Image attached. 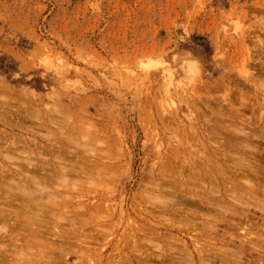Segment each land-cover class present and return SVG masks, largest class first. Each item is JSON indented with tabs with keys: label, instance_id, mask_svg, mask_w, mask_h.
<instances>
[{
	"label": "rangeland",
	"instance_id": "374dc122",
	"mask_svg": "<svg viewBox=\"0 0 264 264\" xmlns=\"http://www.w3.org/2000/svg\"><path fill=\"white\" fill-rule=\"evenodd\" d=\"M147 57L166 60L171 81L165 69L141 70ZM190 59L199 63L194 83L183 66ZM9 143L15 151H2ZM0 152L14 188L0 187V217L11 221L22 202L16 185L39 173L53 180L45 193L55 194L42 195V210L62 208L58 230H78L66 241L42 240L47 254L37 262L34 247L21 260L16 247L27 234H7L24 220L4 229L0 219V264H154L138 258L157 245L174 254L189 239L261 264L264 239L251 250L242 237L249 225L264 232L256 208L264 206V0H0ZM219 166V188L194 182L198 201L206 187L230 209L216 222L219 236L202 215L190 222L161 212L154 199L160 187L172 192L173 174L193 182ZM215 213L210 221L221 219ZM223 238L234 243L227 248Z\"/></svg>",
	"mask_w": 264,
	"mask_h": 264
},
{
	"label": "bare ground",
	"instance_id": "6f19581e",
	"mask_svg": "<svg viewBox=\"0 0 264 264\" xmlns=\"http://www.w3.org/2000/svg\"><path fill=\"white\" fill-rule=\"evenodd\" d=\"M2 104V103H1ZM28 115V114H27ZM33 117L34 118H37L38 119V116L37 115H33ZM7 121V120H6ZM5 123H7V122H5ZM6 125V124H5ZM239 131H242V130H239ZM243 132V131H242ZM241 133V132H240ZM244 134H245V132H244ZM236 135H238V134H236ZM235 135V136H236ZM240 136V135H239ZM242 136H245V135H242ZM248 136V135H247ZM249 136H250V134H249ZM232 137V136H231ZM237 137V136H236ZM246 138V137H245ZM238 139H239V137H238ZM242 139V138H241ZM8 140V139H7ZM248 140V139H247ZM239 141H241V140H239ZM243 142V141H242ZM9 145L10 146H8V147H6L5 146V148L2 150V151H8V149L9 148H11L12 150H14L15 151V148H13V144H11V143H9ZM16 145V144H15ZM229 145V144H228ZM240 145V144H239ZM17 146V145H16ZM230 146V145H229ZM231 147V146H230ZM236 147H238V146H236ZM241 148H242V146H241ZM245 148V147H244ZM230 149V148H229ZM242 150V149H241ZM234 151V150H233ZM12 152V151H11ZM240 152H242V151H240ZM1 153V152H0ZM29 161V160H28ZM227 161H229V160H227ZM30 162V161H29ZM239 162V161H238ZM40 163V162H39ZM43 163V162H42ZM241 163V162H240ZM29 164V163H28ZM44 164V163H43ZM242 164V163H241ZM31 165V164H30ZM29 165V166H30ZM40 165H42V164H40ZM26 166H27V164H26ZM34 166V165H33ZM51 167V166H50ZM226 167V166H225ZM1 168V167H0ZM32 168V167H31ZM36 168H38L37 166H36ZM35 168V169H36ZM2 169H3V167H2ZM44 169V168H43ZM51 169V168H50ZM25 170H27V172H31L32 174H33V172H35V170L32 172V171H29V168L27 167V168H25ZM24 170V171H25ZM32 170V169H31ZM46 170V169H45ZM44 170V171H45ZM48 170V169H47ZM53 170V169H52ZM241 170V169H240ZM38 171V170H37ZM41 171H42V169H41ZM40 171V172H41ZM63 171V170H62ZM243 171V170H242ZM43 172V171H42ZM46 172V171H45ZM44 172V173H45ZM53 172L55 173V171L53 170ZM59 172V170L58 171H56V173H58ZM64 172H65V170H64ZM63 172V174L62 175H64L65 173ZM3 173L4 172H0V187H2V188H7V189H4V190H9V191H13L14 190V188L13 187H11L12 189L10 190V187H9V183H8V181H9V178H8V181L5 179V177H2V175H3ZM26 173V172H25ZM36 173V172H35ZM48 173H49V171H48ZM47 173V174H48ZM59 173H61V172H59ZM202 173V172H201ZM5 174V173H4ZM21 174V172H18V173H12V180L14 181V177L15 176H19ZM39 174V173H38ZM37 174V175H38ZM46 174V173H45ZM52 174V176L54 175L53 173H51ZM221 174V171H220V166L219 167H217L216 169H215V171H210L209 173H202V175H198L196 178H193V177H191V179H189V180H192L193 182H191V181H189L188 182V180L187 181H185V179L182 177V176H179V174H173V179H174V183H173V185L174 186H171V187H169V190H171L172 192L171 193H165V192H163L162 190V188L160 187V190H158V195L155 197V201L157 202V203H159V204H161L162 206H161V208H159V209H161V212L163 213V214H169V213H175L174 215H177L176 213H177V211H178V219L179 220H181V218H183V221L185 220V219H189L190 220V222H191V220H192V217L194 216V215H202V216H204V217H206L205 219H204V224H203V226L204 227H206L207 229H210L211 231L212 230H218L217 232H216V234H218V236H219V234L220 233H218L219 232V230H221V229H217V227H216V222H218V221H223L225 218H226V212L227 211H229L230 209H228V207H226V206H221L220 205V203L217 201V199H213V198H211V196H209L208 195V193H211V191L210 192H206V187H204V189H202V191H203V193H202V197L200 198V201H198V194H196L195 193V190H196V188H195V184H194V182H197V181H201L202 183H204L205 182V184L206 183H212L213 182V180L214 179H216V180H218V175H220ZM35 175V174H34ZM32 176V177H23L22 179H21V185H19V184H17L16 185V191H19V195H20V199L22 200V202L20 201V203H21V206H19V210L16 212L15 210V212L16 213H14V212H12V211H9V213L7 214L8 216H10V215H12L13 214V216L14 217H21L24 221H22V222H24L23 224H18L17 223V226H14V225H16V224H13V226L12 225H9L8 223H10L11 221H12V218L14 219V217H11L10 218V222H7V217H6V219L5 218H3V217H5V216H3L2 218L0 217V219L3 221V222H5V223H3L4 224V226H3V224H2V227L4 228L7 224L10 226V235H8L7 234V238H11L12 237V235H13V233H16V235H22L23 236V233H26L27 234V236H25L24 238H25V240L23 241L24 243L22 244V245H20V246H18V247H16L18 250L16 251V254L21 258V260H22V258L23 257H25L26 255H28L27 253H28V251L29 250H32V247H34V248H38L37 249V251H36V255H33V258H35L33 261H36L37 259H41V258H44L45 257V255L47 254V252H46V248L43 246V244L41 243V241L42 240H44V241H46V240H48V241H53L54 242V239L55 240H59V241H66L65 239H69V238H67L68 236H67V234H68V231H73V230H75V228L74 227H72V229L71 230H67V231H64V230H58V228L60 227V225H59V220H61V219H63L61 216H63L64 214H61V215H59L58 213L61 211V209L62 208H60V209H58L56 212H55V214H54V212H52L53 210H51V211H44V210H42V208H43V206H42V202L41 201H43L44 200V198H43V194H46V196H50V197H48V198H50V199H52V196L53 197H55L54 195V193H48V195H47V193H45V190L49 187L48 186V184L46 183V181H48V183H50L51 181H53L52 180V178H51V181L49 182V180H47V178H46V176H44V174H42L40 177H38V176ZM236 175H237V173H236ZM25 176V175H24ZM48 176V178L50 177L49 175H47ZM55 176V175H54ZM53 176V177H54ZM58 177V176H57ZM221 177V176H220ZM241 177V176H240ZM248 177V176H247ZM63 178V177H62ZM232 178H233V175H232ZM163 179H164V177H163ZM187 179V178H186ZM220 179V178H219ZM222 179V178H221ZM20 180V179H19ZM66 180V179H65ZM64 180V181H65ZM195 180V181H194ZM8 184H7V183ZM168 182V181H167ZM219 182H221V181H219ZM166 183V182H165ZM169 183V182H168ZM222 183V182H221ZM227 183V182H226ZM7 184V185H6ZM201 184V183H200ZM215 185L216 183H215V181L212 183V185ZM223 184H224V182H223ZM25 185H27V187L25 186ZM52 184H50V186H51ZM172 185V184H171ZM204 185V184H203ZM211 185V184H210ZM220 185H222V184H220ZM228 185V184H227ZM30 186V187H29ZM58 186H62L61 184H59ZM157 186V185H156ZM198 186V182H197V184H196V187ZM213 187V186H212ZM211 187V188H212ZM214 187H217V188H219L218 187V184L217 185H215ZM51 188V187H50ZM185 189V190H182V189ZM167 189H168V187H167ZM195 189V190H194ZM212 189H214V188H212ZM231 189H232V191L234 192V190H233V188L231 187ZM40 190H42V191H40ZM166 190V189H165ZM164 190V191H165ZM1 191V190H0ZM168 191V190H167ZM216 191V190H215ZM215 191H212V193L211 194H214L213 192H215ZM227 191L228 190H226V193H227ZM231 191V192H232ZM242 193H243V190H240ZM40 192H43V193H40ZM47 192V191H46ZM170 192V191H169ZM219 191H217V193H218ZM235 192H236V190H235ZM11 193V192H10ZM176 193H179V195H180V197H175V194ZM216 193V192H215ZM229 193V192H228ZM3 194V193H2ZM38 194H40V196H42V200L39 198V197H37V195ZM223 194V193H222ZM235 194V193H234ZM234 194H230L229 193V195H234ZM4 195H5V193H4ZM18 195V196H19ZM1 196H3V195H1ZM0 196V197H1ZM6 196V195H5ZM10 196V195H9ZM178 196V195H177ZM217 196H219V193L217 194ZM236 196V195H235ZM234 196V197H235ZM4 197V196H3ZM11 197V196H10ZM7 198V197H5V199L7 198L8 200L9 199H12V197L11 198ZM22 197V198H21ZM45 197V196H44ZM215 197H216V195H215ZM237 199H239V197H236ZM244 198H245V195H244ZM13 199L15 200V197L13 196ZM16 199H19V198H16ZM171 199V200H170ZM249 199H252L251 197H249ZM7 200V201H8ZM13 200V201H14ZM49 200V199H48ZM168 200H170V201H172L171 203L172 204H174V203H177L178 202V204H175V205H170L169 204V201ZM240 200H241V198H240ZM244 200V199H243ZM247 200V199H246ZM0 201H4L3 199L2 200H0ZM16 201V200H15ZM9 202V201H8ZM17 202V201H16ZM237 202V201H236ZM240 202V204H242L243 203V201L241 202V201H239ZM244 202H246V201H244ZM262 202V201H261ZM9 203H11V202H9ZM15 203V202H14ZM238 203V202H237ZM8 204V203H7ZM222 204L223 205H228L227 203H224L223 201H222ZM245 204V206L247 207L248 206V202H246V203H244ZM243 204V205H244ZM10 205V204H9ZM183 205H184V207H183ZM190 205H192L193 207H194V205H203V206H205L204 207V210H205V214L203 213V210H200V208L198 209V208H191V206ZM13 206V205H12ZM16 206V205H15ZM14 206V207H15ZM189 206V207H188ZM210 206V208H207V207H209ZM5 207V206H4ZM181 207H183V208H181ZM202 207V206H201ZM6 208V207H5ZM8 209H9V207H7ZM39 208H41L40 210H39ZM176 208H177V210H176ZM256 208L260 211V212H262V213H264V206H261V205H256ZM3 208H1V210H2ZM8 209H7V211H8ZM54 209V208H53ZM201 209H203V208H201ZM3 210H5V209H3ZM3 210H2V212H3ZM235 210V209H234ZM249 210L248 209H240L239 211H238V215L239 216H241V217H245V214L248 212ZM2 212H0V214L2 213ZM4 212H6V210L4 211ZM4 212H3V215H4ZM10 212H12V213H10ZM212 212H217V213H215L216 215H218V214H220V212H221V214H220V216H221V219L220 218H216L215 216H213V218L214 219H212V221H210L209 220V218H212V215H210ZM219 212V213H218ZM231 212H232V210H231ZM47 214L48 216H49V218H50V220H52L51 222H49V221H46L44 218H43V216H45L44 214ZM235 213V212H234ZM184 215V216H183ZM174 217V216H173ZM175 218V217H174ZM177 218V217H176ZM37 219L39 220V223H36L35 221H37ZM0 220V221H1ZM17 220V219H16ZM20 221V222H21ZM14 222V221H13ZM224 222V221H223ZM6 224V225H5ZM189 224V223H188ZM18 225H19V227H18ZM22 225V226H21ZM260 225H262V224H258V225H256L255 227L257 228V226H259L260 227ZM8 226V227H9ZM183 226V225H182ZM0 227H1V225H0ZM18 227V228H17ZM229 227V226H228ZM231 227V226H230ZM247 228H245V234L243 235V237L242 238H245L246 237V240H244V241H246V243L248 244V245H251L252 247H250L251 248V250H260V247H261V245H262V242H263V239H264V232L263 233H259V232H261V231H263V230H259V231H255V229H253V227L251 226V225H249V226H246ZM6 228V227H5ZM4 228V229H5ZM18 229V231L16 232V230ZM81 228V227H80ZM216 228V229H215ZM232 228V227H231ZM234 228V227H233ZM238 229V226H236L235 227V229ZM261 228H264V224H263V226L261 227ZM2 229V228H1ZM78 229H79V227H78ZM165 229H167V228H165ZM172 229V230H171ZM203 229V228H202ZM234 229V230H235ZM9 230V229H8ZM7 230V231H8ZM81 230V229H80ZM163 230V229H162ZM168 230V229H167ZM169 230L170 231H172V232H177L178 233V235H181V231H183V229H182V227H177V228H175V226L173 227V225L172 226H169ZM203 230H206V229H203ZM228 230V229H227ZM1 231H3L4 232V230H1ZM0 231V232H1ZM209 231V230H208ZM231 231V230H230ZM20 232H22V233H20ZM60 232V233H59ZM74 232V231H73ZM75 232H78V230L76 229L75 230ZM203 232H205V231H203ZM213 232V231H212ZM221 232V231H220ZM8 233H9V231H8ZM214 233V232H213ZM25 234V235H26ZM208 234H210V232H208ZM224 234V233H223ZM203 235H205L204 233H203ZM75 236V235H74ZM208 236V235H207ZM210 236V235H209ZM208 236V237H209ZM215 236H217V235H215ZM229 236V235H228ZM231 236V235H230ZM229 236V237H230ZM232 236H233V234H232ZM184 237V236H183ZM224 237V236H223ZM5 238V237H4ZM77 238V237H76ZM155 238L157 239V240H159L160 239V235H158V232H157V234L155 235ZM228 238V237H227ZM226 238V239H227ZM251 238H254V239H251ZM3 239V238H2ZM183 239V238H182ZM205 240H207V239H205ZM223 240H225L224 238L223 239H221L220 240V242H222L221 243V245H223V246H227V248H228V246L230 245L229 243H231V244H233L232 242H229V243H225V242H223ZM209 241V240H208ZM228 241V240H227ZM182 244H183V246L184 247H182V248H177V252L176 253H172V250L173 249H171V246L169 245L168 246V248H167V250H165L163 247H158V245L156 246V248L158 249V253H154L153 251H151V252H148L147 250L145 251V253H143V257L142 258H138V259H140V261H143V263H149V262H154V264H216V263H218V264H240V261H242L241 263L243 264L244 262H243V260H241V258L243 257L241 254H242V252L241 251H237V252H235V251H231V249L229 250V249H222L221 247H219V246H217V243H215V244H213V243H211L210 241L209 242H207V244L206 245H203L204 243H199V241L198 240H196L195 239V241H193V240H190L189 239V241H187V242H182ZM216 245V246H215ZM263 245H264V243H263ZM217 247H219V248H217ZM41 248H44L45 250H43V249H41ZM209 248V249H208ZM242 248H245V246L243 245L242 246ZM257 248H259V249H257ZM193 249V250H192ZM195 250V251H194ZM261 250H262V247H261ZM248 251V250H247ZM214 252V257L213 258H211V256H212V253ZM262 252V251H261ZM264 252V251H263ZM211 256H210V255ZM261 254V253H260ZM261 255H263L262 256V258L264 257V254L262 253ZM242 256V257H241ZM136 258V257H135ZM134 258V259H135ZM262 258H261V261H262ZM138 259H136V260H138ZM211 259L213 260L212 262H211ZM257 259H259V258H257ZM217 261V262H216ZM255 261H257L256 259H255ZM259 261V263H260V259L258 260ZM37 262V261H36ZM136 262V264H141V263H139L138 261H135ZM262 262H264V258H263V261ZM262 262H261V264H262ZM132 263H134V261H132ZM251 263H253L252 262V260H251ZM258 263V262H257ZM49 264H51V263H49ZM245 264V263H244ZM254 264H256V262L254 263Z\"/></svg>",
	"mask_w": 264,
	"mask_h": 264
},
{
	"label": "clouds",
	"instance_id": "9594fccd",
	"mask_svg": "<svg viewBox=\"0 0 264 264\" xmlns=\"http://www.w3.org/2000/svg\"><path fill=\"white\" fill-rule=\"evenodd\" d=\"M237 23V31L239 30V22ZM190 55V54H189ZM175 59V58H174ZM40 63L42 65L47 64V59H41ZM138 66L141 70L151 71L154 69H165L166 75L169 77V81H171L172 71L170 69V65L166 60L162 57L158 59H153L151 57L143 58L138 61ZM186 69V74L190 78L189 83H194L196 77L199 75V63L196 60H186L183 65Z\"/></svg>",
	"mask_w": 264,
	"mask_h": 264
}]
</instances>
